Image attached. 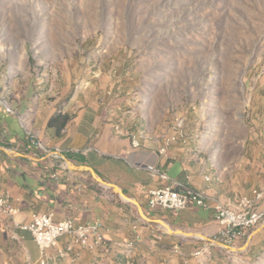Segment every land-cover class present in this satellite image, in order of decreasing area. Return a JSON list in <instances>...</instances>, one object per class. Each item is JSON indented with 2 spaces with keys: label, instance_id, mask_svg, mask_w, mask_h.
<instances>
[{
  "label": "crops",
  "instance_id": "1",
  "mask_svg": "<svg viewBox=\"0 0 264 264\" xmlns=\"http://www.w3.org/2000/svg\"><path fill=\"white\" fill-rule=\"evenodd\" d=\"M105 69L69 83L53 103L40 98L24 115L0 103V193L18 210L13 218L0 213V264H226L229 255L252 260L264 254V221L224 247L215 242L221 226L213 207L192 204L175 216L149 206V192L167 186L196 190L207 203L230 209L264 190V97L256 99L254 113L263 128L223 168L189 135L187 144L175 142L162 153L172 131L128 125L124 100ZM60 112L71 119L58 132L48 123ZM149 167L169 180L153 177ZM258 209L264 212V200ZM34 214L99 224L108 249H91V240L78 248L74 237L63 236L43 251L20 228Z\"/></svg>",
  "mask_w": 264,
  "mask_h": 264
},
{
  "label": "rangeland",
  "instance_id": "2",
  "mask_svg": "<svg viewBox=\"0 0 264 264\" xmlns=\"http://www.w3.org/2000/svg\"><path fill=\"white\" fill-rule=\"evenodd\" d=\"M103 67L128 125L163 133L183 121L227 167L263 128L254 113L264 97V0H0L8 111L53 103ZM226 264H264V254Z\"/></svg>",
  "mask_w": 264,
  "mask_h": 264
},
{
  "label": "built area",
  "instance_id": "3",
  "mask_svg": "<svg viewBox=\"0 0 264 264\" xmlns=\"http://www.w3.org/2000/svg\"><path fill=\"white\" fill-rule=\"evenodd\" d=\"M178 141H182L184 144L188 143V135L184 130L183 121L174 128L173 135L166 139V147L161 152L166 153V148ZM134 144L137 147V144ZM150 174L161 180H169L168 174L162 170L160 172H150ZM197 193L196 190L186 187H160L149 192V206L154 211L170 212L175 216L187 210L192 204L204 209L213 207L216 221L221 226V231L215 240L220 245L235 246L236 243L247 237L251 230L264 221V212L258 209L259 204L264 200V190L253 192V209L244 215L224 214L222 213V206L198 201ZM238 201H241V198ZM0 213L12 218L18 214V210L12 207L9 196L2 193H0ZM20 228L32 234L41 250L55 248L49 247V237L59 236L61 239L65 230H74L78 234L84 235V240H91V249H108L107 246L103 245L104 236L99 224L77 225L72 220L55 222L53 214H34L31 221L22 224ZM72 246L79 248L80 245L72 244ZM196 255L200 256L202 252ZM130 264L132 263L130 262Z\"/></svg>",
  "mask_w": 264,
  "mask_h": 264
},
{
  "label": "bare ground",
  "instance_id": "4",
  "mask_svg": "<svg viewBox=\"0 0 264 264\" xmlns=\"http://www.w3.org/2000/svg\"><path fill=\"white\" fill-rule=\"evenodd\" d=\"M150 172H160L158 169L154 167H149ZM209 180V179H208ZM197 200L200 201L201 203H207L206 197L200 194L199 192L197 193ZM216 206H222V213L224 214H233V215H244L248 211H251L253 209V198L245 197L242 198L241 201L237 204L235 209H230L226 207L225 205L221 203H215ZM63 236H72L75 238V243L87 247L89 245V240H84V235L78 234L74 230H65L63 231ZM60 239L59 236H52L49 237V247H55L58 243V240ZM104 241V240H103ZM224 247H233L232 245H222ZM51 248H44L43 251L49 250Z\"/></svg>",
  "mask_w": 264,
  "mask_h": 264
},
{
  "label": "trees",
  "instance_id": "5",
  "mask_svg": "<svg viewBox=\"0 0 264 264\" xmlns=\"http://www.w3.org/2000/svg\"><path fill=\"white\" fill-rule=\"evenodd\" d=\"M70 119L71 118L69 115L60 112L50 119L48 128L55 129L56 131L61 132L67 127Z\"/></svg>",
  "mask_w": 264,
  "mask_h": 264
}]
</instances>
